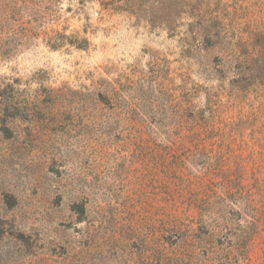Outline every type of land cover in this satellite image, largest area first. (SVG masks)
I'll return each instance as SVG.
<instances>
[{"label":"rangeland","instance_id":"1","mask_svg":"<svg viewBox=\"0 0 264 264\" xmlns=\"http://www.w3.org/2000/svg\"><path fill=\"white\" fill-rule=\"evenodd\" d=\"M0 264H264V0H0Z\"/></svg>","mask_w":264,"mask_h":264},{"label":"trees","instance_id":"2","mask_svg":"<svg viewBox=\"0 0 264 264\" xmlns=\"http://www.w3.org/2000/svg\"><path fill=\"white\" fill-rule=\"evenodd\" d=\"M0 97H1V94H0ZM2 98V97H1Z\"/></svg>","mask_w":264,"mask_h":264}]
</instances>
